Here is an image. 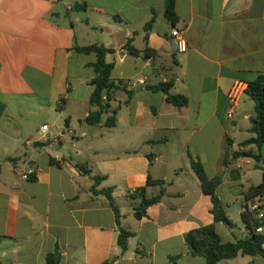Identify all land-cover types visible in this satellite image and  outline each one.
I'll use <instances>...</instances> for the list:
<instances>
[{"label":"crops","instance_id":"0c3cea01","mask_svg":"<svg viewBox=\"0 0 264 264\" xmlns=\"http://www.w3.org/2000/svg\"><path fill=\"white\" fill-rule=\"evenodd\" d=\"M164 7L165 0H0V264H47L55 253L58 264H207L189 254L187 233L214 224L223 243L249 235L242 215L256 199L245 193L262 183V170L235 155L258 153L245 146L256 137L255 103L246 89L232 111L228 95L235 83L248 87L264 75V0H175V25ZM173 29L188 42L184 54ZM127 45L154 52L134 57ZM91 46L111 50L105 60L115 65L96 126L86 122L99 110L90 104L96 55L78 52ZM167 83L186 106L149 90ZM44 113L52 124L31 133ZM192 161L209 179L221 177L217 195L232 228L215 223ZM31 168L33 179L25 176ZM95 176L105 178L96 190L112 189L121 226L133 233L125 252L109 200L93 193ZM143 188L147 198L163 195L137 219ZM218 264L264 259L240 254Z\"/></svg>","mask_w":264,"mask_h":264},{"label":"trees","instance_id":"16d2710c","mask_svg":"<svg viewBox=\"0 0 264 264\" xmlns=\"http://www.w3.org/2000/svg\"><path fill=\"white\" fill-rule=\"evenodd\" d=\"M165 17L173 25L177 22V16L175 14V0H165L164 7ZM155 22V17H153L145 26V31L148 34ZM127 49L130 55L134 57L148 58L154 52L153 50L146 48L144 51H138L127 45ZM78 52L83 54H95L96 62L92 64L95 71L96 77L91 81L94 86V92L91 95L90 104L99 108L98 111L92 112L86 119L87 124L96 126L102 123V116L104 112V95L109 92L113 87L111 82V74L115 67L114 64L106 63L105 57L108 53H112L111 50L106 49L104 46H91L87 48L78 49ZM173 88L172 83L160 84L155 87H150L149 90L152 92H163L166 95V101L176 107H184L187 105V99L180 95H175L171 92ZM247 96H249L255 103L256 116L252 119V129L251 132L256 135L255 138L246 141L247 145H256L258 148V153L253 155L251 153H238L235 157H252L256 163L257 168L262 170V183L258 186L251 187L245 193V199L247 202L254 201L257 198L264 196V75H258L257 78L248 83V88L246 90ZM62 102L64 99L61 100ZM105 125L107 127H113L116 125L115 117L109 118ZM149 161L152 163L153 157L148 156ZM226 163V162H225ZM192 168L196 173L200 183L202 191L210 195L212 198L213 209L212 214L215 219V223H222L227 227L232 228L233 224L229 220L223 204L221 203L217 190L221 185V177H216L209 179L200 163L192 161ZM82 170V168H81ZM33 179V177H29ZM104 177L95 176L93 193L102 194L109 200V206L113 210L116 222L119 226V236L118 244L122 251L125 252L128 249V241L133 236V233L125 230L121 226V214L119 209L113 203L112 189L97 191V186L104 180ZM149 184L151 181L149 180ZM162 181L156 182V184H162ZM141 197V204L136 209L135 217L141 219L145 216L146 210L155 204H158L161 199L163 192L161 194L153 197L147 198L145 195V188L137 192ZM264 208V206H263ZM243 222L248 230V236L236 240L233 243H223L221 237L216 231L215 225L205 226L186 234L185 242L188 248L189 254L192 256H200L205 258L207 264H218L222 260H231L236 258L238 255L242 254L244 256L250 257H262L264 259V234L257 233L256 229L264 227V218L257 219L254 213H251L246 207L245 212L242 215ZM178 258V257H177ZM47 264H58L59 255L52 254L47 257ZM104 264H109L104 263Z\"/></svg>","mask_w":264,"mask_h":264},{"label":"built area","instance_id":"2783aa9c","mask_svg":"<svg viewBox=\"0 0 264 264\" xmlns=\"http://www.w3.org/2000/svg\"><path fill=\"white\" fill-rule=\"evenodd\" d=\"M171 37L174 40L175 43V47H176V52L179 54H184L188 51L189 46H188V42L186 40V38L184 37L183 32L177 30V29H173L171 32ZM138 83L143 84V81L139 80ZM131 82H127V85H131ZM248 87H246V84L242 83V82H237L235 83V85L232 87L228 98H229V102L231 104V109L232 111L236 108V106L239 103L240 97L243 94V92L247 89ZM42 133H47L49 131V126L48 125H44L41 128ZM27 178L29 177H33L35 176V170L34 169H30L26 175ZM264 196L257 198L256 201H254L249 207L248 210L251 213H254V215L256 216L257 219H263L264 218ZM263 229L262 228H258L256 229L257 233H262Z\"/></svg>","mask_w":264,"mask_h":264},{"label":"rangeland","instance_id":"374dc122","mask_svg":"<svg viewBox=\"0 0 264 264\" xmlns=\"http://www.w3.org/2000/svg\"><path fill=\"white\" fill-rule=\"evenodd\" d=\"M48 122L50 125L52 124V121L51 120H49L48 118H47V114L46 113H44V114H39L35 119H33V121H32V125H31V128H30V132L31 133H35L39 128H40V126L44 123V122ZM1 124H2V122H0ZM0 124V125H1ZM250 161H252V163L253 164H255L256 163V161L254 160H250Z\"/></svg>","mask_w":264,"mask_h":264},{"label":"water","instance_id":"95a60500","mask_svg":"<svg viewBox=\"0 0 264 264\" xmlns=\"http://www.w3.org/2000/svg\"><path fill=\"white\" fill-rule=\"evenodd\" d=\"M4 111H5V106L0 102V118L3 115Z\"/></svg>","mask_w":264,"mask_h":264}]
</instances>
